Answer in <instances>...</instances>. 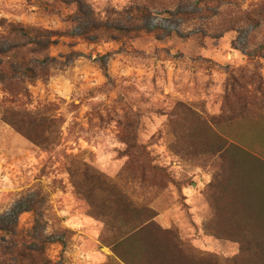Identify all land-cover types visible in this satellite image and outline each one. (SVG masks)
<instances>
[{
    "label": "rangeland",
    "instance_id": "374dc122",
    "mask_svg": "<svg viewBox=\"0 0 264 264\" xmlns=\"http://www.w3.org/2000/svg\"><path fill=\"white\" fill-rule=\"evenodd\" d=\"M77 2L126 29L92 43L59 38L52 55L75 60L28 83L27 107L53 105L47 114L59 122L57 145L38 146L0 119V225L27 231L36 210L52 264H128L114 251L117 233L84 199L102 200L90 190L99 171L156 211L165 230L155 232L158 245L171 246L170 231L206 262L241 264L227 221L243 216V205L259 217L264 205V0H0V32L15 24L80 33L64 20ZM94 57L108 62L110 80ZM244 92L258 100L238 103L233 94ZM178 103L202 120L189 112L177 118ZM209 126L244 150L219 151L230 146ZM215 226L229 233L212 235ZM145 240L138 235L121 251L150 264Z\"/></svg>",
    "mask_w": 264,
    "mask_h": 264
},
{
    "label": "trees",
    "instance_id": "16d2710c",
    "mask_svg": "<svg viewBox=\"0 0 264 264\" xmlns=\"http://www.w3.org/2000/svg\"><path fill=\"white\" fill-rule=\"evenodd\" d=\"M77 4L78 8L74 14L66 16L64 20L80 28V33L15 24H11L8 32H0V85L5 92V96L0 100V119L32 143L48 150L52 145L59 143L60 135L53 129L59 126V122L57 118L47 114L52 110L53 105L51 104H43L34 109L27 107L32 102L28 83L36 79L48 80L58 67H66L70 60H75L77 56L75 54L61 56L67 59L64 62L52 55V46L59 38L79 36L92 43L107 37L112 31L126 29L123 26L109 27L106 21L97 17L91 7L84 3L77 2ZM94 60L100 64L106 78L110 80L108 62L99 57H94ZM246 93H235L233 96L238 103L245 102L246 104L249 99L251 101L258 100L255 99L256 97L247 98L248 93ZM184 112L191 113L196 122L202 120L195 109L184 103H178L174 115L181 119ZM209 130L219 139L220 143L230 146L224 149L223 146L219 151L244 150L239 142L228 140L216 133L211 126H209ZM261 144L264 147V139ZM154 168L152 167V169ZM157 170L166 176L163 170L160 168ZM93 176L95 177L94 183L91 184L90 190L91 192H100L102 200L98 204L89 194L85 195L84 199L92 208L95 206L99 208L98 217L104 219L108 230L117 233L114 251L124 262L134 264L121 251V247L140 235L141 240L146 239L152 243L148 248L152 250L150 264L155 259H159L165 264H213L206 262L202 257L199 258L200 253L194 249H185V244L170 231H166V239L171 240V246L163 243L158 245L156 242H159L157 240L159 237L155 235V232L165 230L154 221L157 215L156 211L147 204L139 203L129 197L117 181L106 173L97 171ZM74 185L78 189L85 188L84 182H75ZM260 206L259 217L253 216V212H256L254 207H244L243 205L241 211L245 210L243 216L227 221L235 228L230 235L235 236V239L238 237V241H236L240 242L239 254L243 257L241 264H264V205ZM143 213L147 216H143ZM34 214L36 215L34 226L27 231L19 230L16 224L1 223L0 264H52L51 259L47 256L48 244L52 242L51 238L45 235L42 213L34 210ZM205 228L207 229V226ZM215 228L212 235L219 234V230L226 235L229 233L220 227L215 226ZM253 244L258 247L255 252L252 251ZM169 251H173L174 255ZM153 252L157 253V256ZM230 262L231 260H227L225 264H230Z\"/></svg>",
    "mask_w": 264,
    "mask_h": 264
},
{
    "label": "crops",
    "instance_id": "0c3cea01",
    "mask_svg": "<svg viewBox=\"0 0 264 264\" xmlns=\"http://www.w3.org/2000/svg\"><path fill=\"white\" fill-rule=\"evenodd\" d=\"M261 186L264 192V167L262 168V172H261Z\"/></svg>",
    "mask_w": 264,
    "mask_h": 264
}]
</instances>
